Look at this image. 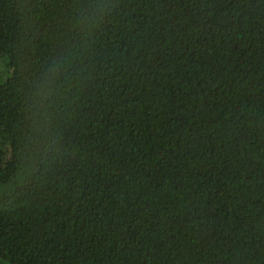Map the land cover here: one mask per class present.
<instances>
[{
	"label": "trees",
	"instance_id": "trees-1",
	"mask_svg": "<svg viewBox=\"0 0 264 264\" xmlns=\"http://www.w3.org/2000/svg\"><path fill=\"white\" fill-rule=\"evenodd\" d=\"M0 264H264V0H0Z\"/></svg>",
	"mask_w": 264,
	"mask_h": 264
}]
</instances>
